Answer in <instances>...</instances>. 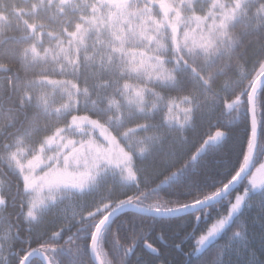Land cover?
Here are the masks:
<instances>
[{"label":"snow or ice","instance_id":"6c2138e0","mask_svg":"<svg viewBox=\"0 0 264 264\" xmlns=\"http://www.w3.org/2000/svg\"><path fill=\"white\" fill-rule=\"evenodd\" d=\"M0 264H264V0H0Z\"/></svg>","mask_w":264,"mask_h":264}]
</instances>
